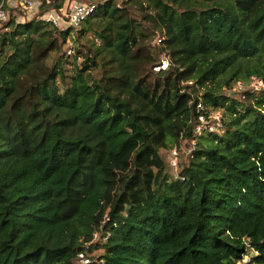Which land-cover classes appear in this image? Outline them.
<instances>
[{
    "label": "trees",
    "instance_id": "1",
    "mask_svg": "<svg viewBox=\"0 0 264 264\" xmlns=\"http://www.w3.org/2000/svg\"><path fill=\"white\" fill-rule=\"evenodd\" d=\"M95 2L0 26V264H264V0Z\"/></svg>",
    "mask_w": 264,
    "mask_h": 264
},
{
    "label": "built area",
    "instance_id": "2",
    "mask_svg": "<svg viewBox=\"0 0 264 264\" xmlns=\"http://www.w3.org/2000/svg\"><path fill=\"white\" fill-rule=\"evenodd\" d=\"M19 9L22 14L13 17L17 23H23L36 19L42 21L58 31H75L78 30L84 21L95 12L97 3L95 0H1L0 2V26L2 23L12 19L11 10ZM1 28V27H0ZM162 38L157 39L160 44ZM74 50L68 49L66 51V59L73 57ZM61 62L63 60L61 59ZM170 65L169 57L164 56L160 65L156 66V72L165 71ZM188 84H192L189 82ZM235 92H243L251 90L260 92L264 90V82L253 76L247 83L237 82L231 89ZM197 109L199 112L205 109L202 102L198 103ZM224 125L222 121V114L220 111L212 112L208 117L200 116L199 125L195 128V134L201 136L205 131L210 133L223 132ZM194 141L192 145H194ZM170 165L177 168L179 163V155L177 149L171 151ZM97 237V235H95ZM78 264H92V261L84 253L78 256Z\"/></svg>",
    "mask_w": 264,
    "mask_h": 264
},
{
    "label": "rangeland",
    "instance_id": "3",
    "mask_svg": "<svg viewBox=\"0 0 264 264\" xmlns=\"http://www.w3.org/2000/svg\"><path fill=\"white\" fill-rule=\"evenodd\" d=\"M0 2H1V0H0ZM11 14H12L11 18L13 19V17H16V16L22 14V12L19 9H15V10H11ZM74 34H75V32H73V38L70 39V41L68 42L67 47H66L65 50H68V49L72 48L74 50V52L76 53V49H77V47L80 46V42L79 41L77 42V36L74 35ZM93 37H94L93 34L89 35L88 38L84 39V42L87 43L88 41H92ZM84 52H86V50H84ZM65 56H66V53H64V55L61 58L64 61V63L67 60H71L72 61L74 59V58L73 59L72 58L66 59ZM73 56H74V54H73ZM54 57H55L54 54H52L51 58L48 61V65L52 64V62L54 61ZM72 133L74 135H78V134L81 135V134H83V131L74 130ZM189 150H190V145L188 143H184L182 145V148L179 150V153H180L179 162L183 161L186 158V155L188 154ZM160 153H161V156L163 157L166 165H168L167 166V170H168L169 174H171L172 176H175L177 171L174 170V169H171V167H169V164H168V163H170V160H171V157H172L171 152L170 151H161ZM99 253H100V251L94 250L92 253H89V255L90 256H94V255H98ZM250 258H251V255L249 254L248 256L245 257L244 261L240 262V263L241 264H247V263H249Z\"/></svg>",
    "mask_w": 264,
    "mask_h": 264
}]
</instances>
